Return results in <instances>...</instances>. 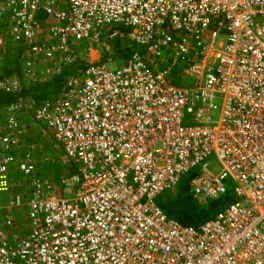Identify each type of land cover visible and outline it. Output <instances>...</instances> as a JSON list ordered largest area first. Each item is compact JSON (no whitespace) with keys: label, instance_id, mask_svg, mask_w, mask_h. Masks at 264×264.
Segmentation results:
<instances>
[{"label":"built area","instance_id":"obj_1","mask_svg":"<svg viewBox=\"0 0 264 264\" xmlns=\"http://www.w3.org/2000/svg\"><path fill=\"white\" fill-rule=\"evenodd\" d=\"M118 23L150 57L110 70L89 53ZM11 44L25 48L24 75L0 89L89 64L34 108V131L77 164L61 192L35 172L26 102L0 114V194L12 210L26 200L31 223L24 237L4 230L14 220L0 202V264H264V0H0V52ZM175 66L190 84L168 78ZM193 168L201 201L229 182L237 197L197 227L156 201Z\"/></svg>","mask_w":264,"mask_h":264},{"label":"trees","instance_id":"obj_2","mask_svg":"<svg viewBox=\"0 0 264 264\" xmlns=\"http://www.w3.org/2000/svg\"><path fill=\"white\" fill-rule=\"evenodd\" d=\"M46 15L47 14L45 13L41 14L45 20L48 18ZM115 29H117V32ZM130 30L129 26L122 23H118L105 29L104 32L106 33L115 32L116 34L113 38H110L105 34L102 36V43L105 47L102 48L100 62L123 63L135 52H140L146 59L150 57L145 46L135 43L130 38H127V34ZM122 33L125 35L122 36ZM101 34H103V32ZM24 50L25 48L22 46H14L11 44L6 48L5 52H0V79L12 75H17L23 78ZM165 57H167L165 54L161 56L160 65L162 66L167 64ZM88 64L89 61L86 58L77 57L73 59L70 64L57 71L56 74L48 80L32 81L31 84L28 83V81L23 80L21 89H0V114H3V112L13 104L23 102V105L27 104L29 106L31 116L30 111H28V118H32L34 123V108L59 95V93L67 87L68 78L76 75L78 73V69H84ZM167 76L173 83L181 82L183 80V75H181L179 69L177 68L170 70ZM36 135L37 137H35L33 133H28L26 135L27 138L25 139V142L28 144L32 140H38L39 142L41 136L38 134ZM48 143H50V141ZM27 147L28 146L21 147V152L24 153ZM34 152L36 156V161L34 162L36 174L42 178L52 176L55 181L53 190L61 192L63 188L61 179L77 172V164L71 160L62 159L59 155L54 156V147L51 145H48L46 148L43 147V151L34 149ZM45 152H49V157H44L47 155ZM189 172H192L190 178H193V176L198 172V168H193ZM230 184H232V182H229L227 192L224 195L216 198H210L206 202H203L207 203L206 208L198 202V197H196L193 192H189L187 190V187L184 189L180 188L178 196L163 203V210L168 216L170 215V218L176 219L183 224L197 227L206 220L213 218L220 210L237 199L234 192L235 186L230 188ZM177 189H179L178 185L170 190L173 194V192ZM160 205L162 206V203ZM198 205L200 206L199 210H197ZM165 210H167V212Z\"/></svg>","mask_w":264,"mask_h":264},{"label":"rangeland","instance_id":"obj_3","mask_svg":"<svg viewBox=\"0 0 264 264\" xmlns=\"http://www.w3.org/2000/svg\"><path fill=\"white\" fill-rule=\"evenodd\" d=\"M48 20H52L51 17H48L47 18ZM116 24H112V25H109L107 27H103L101 29V31L103 32V34L101 35V39H100V44H101V48H104V44L102 43V36L105 34L106 36L109 37V35H111L113 32L111 33H106L104 32L106 28L108 27H111V26H114ZM116 32H117V29H115ZM111 38V37H110ZM81 45H76L74 46V50L76 52H82V54H88V50H87V41H81L80 42ZM103 44V45H102ZM167 57L166 60H167V63L168 62H173L174 59H175V56L172 52H165L164 53ZM122 64V62H110L108 63V67L110 70H114L116 67L120 66ZM180 64V63H179ZM178 64V65H179ZM177 65V66H178ZM177 66H175L174 68H177ZM45 77H47L46 75H41V77L39 78H42V81L45 80ZM193 78L192 77H188L186 78L184 81H181V84L183 85H188L192 82ZM26 81H28V83L31 84V82L33 81L32 79H27L26 78ZM41 81V80H39ZM30 116H31V111H30ZM32 120V119H31ZM30 124V123H29ZM190 124V123H188ZM35 126H31L30 124V128H34ZM29 128V130H30ZM35 131H33L32 133H34ZM34 135V134H33ZM41 143H43V141H39L36 145H32V147H34L35 149H39V151H43V147L41 146ZM45 143V142H44ZM40 145V146H39ZM45 155L44 157H49V152H45ZM65 159H66V156H65ZM209 163L211 164V166L213 168H220V163L217 159L215 158H210L209 159ZM191 174L192 172H187L186 174L182 175V178L178 184V188L175 192H171V190H166L164 193L160 194L156 201L157 203L160 205L162 203V206L161 208H163V203H165L166 201H169V200H172L173 198H175L176 196H178V193L180 192V188H185L187 187V190L190 192H192V187L190 185V180H191ZM20 177H23V174H20ZM234 187V184H230L229 187ZM23 189H24V186H23ZM63 190H66L67 191V188L66 189H63ZM73 190V188H72ZM174 191V190H173ZM13 194L11 195L9 192H1L0 194V202H1V205L2 207H5V210L8 211L10 213V215L12 216L13 220H14V225L13 226H8V225H4L3 228L4 230H9V231H16L19 236L21 237H24L26 236L30 231H31V223H30V216H29V207L26 203V200L24 201V197H23V201H24V204L23 206L21 207H17L15 208L14 210H12L11 208L7 207L9 204H10V200L12 198ZM197 197V196H196ZM210 199V198H209ZM198 202L203 206V207H207V203H203V202H206V201H201L198 197ZM161 202V203H160ZM199 205H198V209L199 210ZM167 212V210H165ZM170 216V215H169ZM168 216V217H169ZM170 218V217H169ZM24 235V236H23Z\"/></svg>","mask_w":264,"mask_h":264},{"label":"crops","instance_id":"obj_4","mask_svg":"<svg viewBox=\"0 0 264 264\" xmlns=\"http://www.w3.org/2000/svg\"><path fill=\"white\" fill-rule=\"evenodd\" d=\"M42 18H43V16H42ZM44 19V18H43ZM45 20V19H44ZM89 56L90 57H92V60H97V61H100V59H101V56H102V53L100 52V51H98V50H96V49H94V50H92L90 53H89ZM187 77V76H186ZM186 77H183V79L185 80L186 79ZM177 84H181V82H176ZM27 108H28V111H30L29 110V106L27 105ZM27 118H28V116H27ZM32 118H28L26 121L28 122V123H30L31 124V126H35L34 128H32V131L30 132V133H32L36 128H37V125L35 124V123H33V120H31ZM34 134V136L35 137H37V135L36 134H38L37 133V131L36 132H34L33 133ZM38 135H40V134H38ZM41 137H40V141H43V143H41V146L42 147H44V148H46L48 145H51V146H53L54 147V156H56V155H59L62 159H65V155L63 154V148L61 147V145L53 138V137H51V136H44V135H40ZM34 137V138H35ZM27 137H25V139H26ZM31 140V139H30ZM50 141V143H48ZM37 142H38V140H32L29 144H31V145H36L37 144ZM45 142V143H44ZM40 146V145H39Z\"/></svg>","mask_w":264,"mask_h":264}]
</instances>
